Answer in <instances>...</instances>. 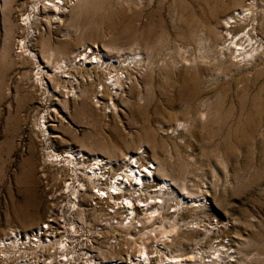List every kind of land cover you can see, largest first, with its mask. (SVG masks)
Returning a JSON list of instances; mask_svg holds the SVG:
<instances>
[{
    "label": "rangeland",
    "instance_id": "374dc122",
    "mask_svg": "<svg viewBox=\"0 0 264 264\" xmlns=\"http://www.w3.org/2000/svg\"><path fill=\"white\" fill-rule=\"evenodd\" d=\"M206 1L83 0L71 18L53 21L47 15L39 22L43 14L35 8L38 15L22 26L34 0H0V241L12 229H39L56 206L54 193L83 181L61 157L45 168L48 152L66 156L71 149L107 158L105 145L115 155L112 162L143 152L140 164H152L155 182L167 180L173 190L157 194L161 210L142 228L114 225L115 239L109 228L97 229L109 217L105 202L98 210L86 211L89 203L69 209L65 205L74 197L68 195L60 213L68 227L77 220L87 234L69 227L73 247L80 244L78 264L90 259L131 264L129 257L138 255L140 243L149 249L155 243L167 247L166 258L174 255L181 264H264V0ZM76 3L69 4L68 13ZM238 3L244 9L254 6L259 50L252 63L236 67L212 47L200 21L214 5L219 14ZM22 40L26 47L21 50ZM87 45L108 61L141 60L121 80L116 95L87 99L89 78L77 75L75 84L65 80L75 70L60 63L70 65ZM91 74L83 73L98 78L97 84L110 76L109 71ZM43 116L50 135L40 131ZM159 163L166 165L165 174ZM29 190L34 206L20 223L13 203ZM149 191L147 197H153ZM113 215L117 220L124 216ZM113 215L108 221L117 222ZM121 257L125 260L118 263ZM143 259L137 257L135 264H146Z\"/></svg>",
    "mask_w": 264,
    "mask_h": 264
},
{
    "label": "bare ground",
    "instance_id": "6f19581e",
    "mask_svg": "<svg viewBox=\"0 0 264 264\" xmlns=\"http://www.w3.org/2000/svg\"><path fill=\"white\" fill-rule=\"evenodd\" d=\"M73 1H76L79 3H76L75 6H73V8L71 9L70 13H68L66 9L69 7V4ZM81 1L83 0H34L35 4L33 7L32 14H29L26 16L25 20H23L25 24L22 23V26L30 25L32 22L31 21L32 18L38 15V13L37 14L34 13L35 8L39 10L41 14H43L41 19H38L39 17L37 18L39 22H42V19L44 20V18H47V15H50L49 16L50 18L49 17L48 18L53 21L62 20V18H64V20H66L69 17L71 18L73 15L78 14L77 12L81 10V7H80ZM206 4L208 7L207 1L205 2L204 7ZM252 5L249 4L248 8L244 9V4L242 5L241 3H238L237 5L226 10L225 12L220 13L219 11V14L218 13L215 14V12L217 11H214V10L217 7V5H214V8H212L214 10H210L209 8V12H207L206 14H203V17L201 18L200 26L206 31L205 34L207 33L208 35L206 37H208L209 40L212 41L211 43L212 47H214V49L217 52H220L222 55L228 57V62L230 63L229 65L231 66L233 65V66L239 67L241 65H248L249 62L252 61V58L254 59V57H256L254 56V54H256V51L259 50L257 49V44L254 40V35H253V32H254L253 21L254 20H253L252 10H254L253 8L254 6ZM220 9L221 8H219V10ZM39 22H37V25ZM19 46L21 50L24 49L26 47L25 41L22 40L21 42H19ZM30 55L31 57L35 58L34 54H30ZM111 60L108 61L107 58L104 57V55H99V52L95 47H92V46L90 47L89 45H87L85 47H82V49L78 51V53L76 54L75 58L73 59L70 65L69 64L66 65L65 62H61L60 64H63L64 65L63 68L65 69L69 67L71 68L70 70H75L74 75L66 73V76L64 77L65 80H67V82L69 83L75 84V82L78 79V76L80 78L81 77L86 78V79L89 78V80L87 81H89L88 85H90V90L87 91L86 93H83V92L82 93L83 95L88 96L87 99H89L90 96L91 97L93 96L94 99H96L100 95L101 96L102 95L106 96L108 94L116 95V93L118 92L117 90H119V87L121 86L120 85L121 80L127 79V75H130L129 72L137 69L138 67L136 66H139L141 63V60L139 59V57L138 58H128V59L125 58V60L123 61H117V60L111 61ZM59 69H61L60 66H59ZM106 71H109L110 76L108 78H105L106 79L105 81H99L98 84L94 83L95 80H98V78L92 79L91 73H95L98 75L101 73H105ZM119 71H122V72L119 73ZM111 72H113V74ZM83 73L85 74L89 73L91 75L88 77V76H84ZM45 74H46V71H41L42 77H44ZM82 81L84 80L80 79V82ZM98 88H101L100 92L98 91ZM44 90L47 93V89L45 88ZM88 102L89 101L86 100L85 103H88ZM91 102H92V99H91ZM95 102L97 103L98 101H95ZM82 106L85 107L86 105H82ZM48 114L49 112L47 114L45 113V115L49 117ZM46 118L47 117H44V116L42 117L43 121H42V128H40V131L44 134L50 135V132L48 131L47 126H46V120H45ZM242 136H243V133H242ZM148 137L146 138L149 139ZM101 148H102V151L104 150L106 155H108L107 158H102L98 156H93L90 158L89 156L83 154L82 152H74L71 149L64 153L67 157L63 155L60 156V154H57L54 152L47 153V158H46L47 160L45 159L43 163V166L45 168H46V165H50L51 162L57 161L58 158L61 157L60 159L62 160L64 159L69 165V167H71V170L74 173V175L76 176L81 175L83 177V181L76 180V183H78L76 187L74 186L72 187L71 186L72 184H69L68 186H61V189L57 191L56 194L54 193L53 199H54V202L56 203V206L51 208V211L49 212V216H48L49 218L46 219L45 223L40 225L39 229L34 228L32 231L27 230L24 232H18L13 229L10 230V233H9L10 236H6L2 238V240L0 241V250H1L0 264H8L9 262H12L13 260L15 261V264H78L77 256L79 257L81 254H79L75 250L77 247H80V244H77L76 246L73 247V243L75 241L71 240L72 239L71 232L69 231H70V228H72L75 232H78L77 231V228H78L83 236L87 234H86V231L84 230L85 228L77 220L76 221L74 220L73 223H70L69 224L70 228H69L65 221L64 215L60 213V208H61L60 202L64 200L65 198H67L68 195H71L72 197H74L73 199L74 201L68 200L67 201L68 205H65V206H69V209H73L77 205L81 207L82 206L87 207L89 203V209H87L86 211L98 210L102 207V206L100 207V205H102L103 202H105V204L108 205L105 213L109 217L103 220L104 223L100 222L99 224L100 229L99 227L97 229L98 231H100L102 229L105 230L106 228H109V230H111L110 233H112L111 234L112 239H115L114 233L116 229L114 228L113 223L108 221L111 219L110 213L112 215L123 213L124 215L123 220H120V219L117 220V218H114L115 215L112 216V218H114L113 220H117L116 226H122L123 222L126 219H128L129 225L128 227H125V228L126 229H136L137 224H140L142 228V226H144L146 222L145 219H148V218L153 219L155 214L158 213L159 210H161V206H162L161 200H159L156 196L147 197L148 188L150 187L147 185L151 184L153 186H158L159 190L157 192L166 191L167 193L165 194H169V191L173 190L172 185L169 184L167 180H164L163 183L155 182L154 166L152 164H149L150 166L144 167L140 164V161H141L140 159L143 158V152H135V153L129 154L128 157L127 156L122 157L120 161L113 160L114 162H112L110 160L112 157H115V155L114 154L112 155L111 153L107 152L108 148L105 145L101 146ZM85 162L87 163L84 166V168L80 169L78 165L82 166L81 163H85ZM90 162L92 163L90 164ZM119 169L122 170V172L116 173ZM159 169H160L159 171H161L163 174H165V172L167 171L166 165L164 163H161L159 165ZM171 180H173V178ZM86 184L88 186H86ZM93 188H97L98 189L97 193L99 192L101 193L98 195V194H95L94 192H91ZM68 190H72V191L68 192ZM81 191H84V194H82L81 196H78V193ZM171 193L172 192H170V194ZM20 195L21 196L19 197V199H17L13 203V214L20 223H23V222L25 223V220L28 219L27 218L28 216H30L31 210L33 209L34 205H32V202L30 199V195H31L30 190L27 192L26 196H22L21 193ZM136 195L143 196L144 199L143 200L141 198L137 199ZM161 198L164 200V197H161ZM75 200H77L78 203H76ZM93 201L97 202L95 203V206H92ZM110 203H113V204H110ZM98 205L99 207L98 209H96V206ZM119 209L121 210L117 211ZM78 210L82 211L84 209L79 208ZM173 230L174 228L172 227L170 231H167V233L165 232L167 235H165L164 233V236L168 237V233L172 232ZM25 238L27 240H25ZM111 244L112 242L109 245L110 248H115L116 245L113 246ZM140 244L141 245L138 248V255H136V257L134 256V258L129 257L131 264H135L136 258L141 257V256L144 257L143 262H145L146 264H152L156 261L158 264H181V260L178 257H177L178 259L174 257V255L170 254L171 257L166 258L165 254L168 253L169 251L167 250V247L166 248L164 246L160 247L157 243H155V245L151 246L149 249L147 248V246H144V244L143 245L142 243ZM126 250L127 248H125V251ZM219 250L223 251L224 246H221ZM152 253L154 254L152 255ZM68 254L72 258H69ZM152 257H154L153 260L151 259ZM191 258H193V260L194 258L196 259L195 256L194 257L191 256ZM119 260L120 261L118 263H121L123 260L122 257L119 258ZM87 262H89V264H100V262L99 263L96 262L95 259H90ZM107 263L108 262L106 261L105 264Z\"/></svg>",
    "mask_w": 264,
    "mask_h": 264
},
{
    "label": "built area",
    "instance_id": "2783aa9c",
    "mask_svg": "<svg viewBox=\"0 0 264 264\" xmlns=\"http://www.w3.org/2000/svg\"><path fill=\"white\" fill-rule=\"evenodd\" d=\"M131 156V155H130ZM128 157V156H127ZM86 163L87 162H85V163H81V165H83V164H85L86 165ZM92 162H90V164H91ZM147 166H150V165H147ZM121 172H122V170H120ZM119 171V172H120ZM120 172V173H121ZM147 186H150L149 188H151V191H149L150 193H152V195L153 196H157V194L158 195H160V193H162V192H166V191H162V192H157L158 190H159V187L158 186H153V185H147ZM94 190H96V191H94ZM82 192V191H81ZM91 192H94L95 194H100L101 192H99V193H97L98 192V189L97 188H93L92 189V191ZM136 198L137 199H139V198H141L142 200L144 199V197L143 196H138V195H136ZM93 202H95V203H97L96 201H93ZM92 202V203H93ZM93 206H95V204L93 205ZM124 218V217H123ZM123 220V219H122ZM113 223V225H116V223L117 222H112ZM123 225H125V226H128L129 225V222H128V219H126L124 222H123ZM13 262H14V264H15V261L13 260Z\"/></svg>",
    "mask_w": 264,
    "mask_h": 264
}]
</instances>
